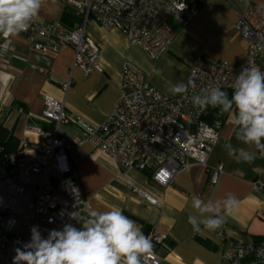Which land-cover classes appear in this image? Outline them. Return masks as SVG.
Returning a JSON list of instances; mask_svg holds the SVG:
<instances>
[{"label": "built area", "instance_id": "2783aa9c", "mask_svg": "<svg viewBox=\"0 0 264 264\" xmlns=\"http://www.w3.org/2000/svg\"><path fill=\"white\" fill-rule=\"evenodd\" d=\"M204 0H64L73 17L71 25L61 20L38 17L26 32L28 46L36 51L55 53L62 47L73 50L72 67L84 75L101 71L100 47L85 32L88 22L119 30L131 44H137L151 59L167 51L176 36L172 21L185 26ZM233 29L245 41V55L237 62L206 60L198 56L190 65L186 84L194 86L187 95L163 94L151 86L142 72L125 60L121 69L118 98L109 114L97 125L80 123V136L70 139L57 128L70 122L64 102L43 97L42 117L52 130L26 123L16 148L0 162V264H12L14 249L28 242L30 228L37 226L42 236L51 229L62 230L69 214L88 210L77 170L69 163L67 149L83 141L112 158L120 168L147 171L150 181L167 186L181 171L205 168L215 184L221 165L207 166L213 145L219 138L222 120L208 124L204 111L191 103L193 95L211 87H230L242 67L258 66L264 71V10L248 4ZM2 38L0 51L7 53ZM258 156L264 160L258 152ZM135 191L139 192L137 188ZM51 220V222H49ZM153 251L142 264H173L157 251L166 236L155 228L146 235ZM221 239V235H219ZM215 264H264V238L248 242L225 241Z\"/></svg>", "mask_w": 264, "mask_h": 264}, {"label": "crops", "instance_id": "0c3cea01", "mask_svg": "<svg viewBox=\"0 0 264 264\" xmlns=\"http://www.w3.org/2000/svg\"><path fill=\"white\" fill-rule=\"evenodd\" d=\"M248 4L264 10V0H204L185 26L172 21L176 36L157 59L149 58L140 46L129 43L119 30L88 22L85 32L100 47L101 68L88 75L72 67L71 47H62L55 53L39 52L31 49L19 35L12 39L9 52L0 51V124L17 141L23 136L26 123L52 130V124L42 117L43 97L50 96L64 102L70 119L69 123L58 126L59 135L67 139L80 136V123L100 124L111 112L119 95L125 60L138 68L159 92L172 94L169 90L172 85L186 84L189 67L198 56L226 62H237L244 57L246 44L233 24ZM67 12L71 13L64 0H45L38 18L61 20ZM219 115L222 120L219 138L207 159L209 168L221 165L215 184L209 182L205 168L196 166L177 173L167 186L161 187L150 181L147 171L120 168L88 141L70 146L68 161L78 172L80 187L88 202L83 217L93 210L121 208L141 229L148 226L149 230L155 228L166 236L157 251L173 264H215L225 241L264 238V160L258 152L252 163L231 159L223 145L249 146L235 139L231 114L220 112ZM249 150L256 151L254 147ZM229 193L239 199L234 214L216 231H208L203 225L201 231H194L188 217L193 214L199 218L200 214L192 209L191 197L197 195L206 202L211 200L219 211ZM69 223L81 226L76 220ZM197 238L210 241L216 248H208Z\"/></svg>", "mask_w": 264, "mask_h": 264}, {"label": "clouds", "instance_id": "9594fccd", "mask_svg": "<svg viewBox=\"0 0 264 264\" xmlns=\"http://www.w3.org/2000/svg\"><path fill=\"white\" fill-rule=\"evenodd\" d=\"M44 3L45 0H0V38L4 39L5 48L13 38L29 29ZM194 83L190 76L187 84L181 82L169 90L174 95L186 96ZM230 87L231 96L219 87H211L202 94L193 95L191 103L200 111L211 107L231 114L235 139L249 147H234L231 143L223 146L235 162L252 163L257 152L264 156V71L255 65L242 67ZM251 147L256 151L249 150ZM238 206L239 199L232 193L224 198L219 211L211 200L206 202L193 195L191 207L200 217L190 214L188 223L196 232L201 231V225L208 231H216ZM69 216L81 226L68 223L62 230H48L46 237L37 226H32L29 241L20 242L22 246L14 249L12 264H142V257L153 251L141 227L119 207L93 210L86 218L80 211Z\"/></svg>", "mask_w": 264, "mask_h": 264}, {"label": "trees", "instance_id": "16d2710c", "mask_svg": "<svg viewBox=\"0 0 264 264\" xmlns=\"http://www.w3.org/2000/svg\"><path fill=\"white\" fill-rule=\"evenodd\" d=\"M71 14V13H70ZM68 12L64 14L63 19L61 21L67 25H71L73 22V17ZM69 16V19H66ZM224 91H227L229 93V96H231L232 89H224ZM219 109H214L209 107L206 111L202 114V119L208 123L211 124L217 117ZM17 139L12 135L11 132H9L6 128H4L0 124V162L5 160V158L16 148L17 146ZM149 230L148 226H142V231L146 235ZM203 245L207 246L208 248L214 249L216 248L215 245H213L208 240H202L197 238ZM260 240V239H259ZM257 241V240H255Z\"/></svg>", "mask_w": 264, "mask_h": 264}]
</instances>
